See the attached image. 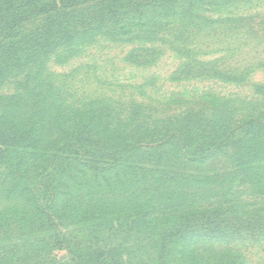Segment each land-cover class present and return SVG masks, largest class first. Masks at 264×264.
<instances>
[{"label":"rangeland","instance_id":"374dc122","mask_svg":"<svg viewBox=\"0 0 264 264\" xmlns=\"http://www.w3.org/2000/svg\"><path fill=\"white\" fill-rule=\"evenodd\" d=\"M173 30L186 33L184 43L173 39ZM26 33L17 49H0V110L6 108L0 127L12 129L6 133L10 163L32 178L49 221L41 231L3 218L0 264H35L19 261L20 246L37 250L45 264H264V236L256 241L251 232L229 230L232 209H217L233 195L229 170L246 154L241 135L235 130L231 144L216 145L230 110L240 124L255 115L264 122V0H108L82 15L35 20L19 36ZM184 63L190 66L180 73ZM46 86L53 96L33 93ZM79 113L89 125L125 139L169 144L173 131H191L210 158L185 159L165 144L162 154L142 147L123 152L112 167L111 160L88 164L65 153L49 159L46 139H73L61 126ZM55 187L62 191L57 197ZM102 188L111 192L86 204ZM11 190L21 192L3 183L0 198ZM192 214L210 215L228 232L190 226L197 221ZM178 223L185 226L170 235Z\"/></svg>","mask_w":264,"mask_h":264},{"label":"trees","instance_id":"16d2710c","mask_svg":"<svg viewBox=\"0 0 264 264\" xmlns=\"http://www.w3.org/2000/svg\"><path fill=\"white\" fill-rule=\"evenodd\" d=\"M106 1L108 0H0V49L8 48V44L10 45L8 50L17 49L13 48L17 39L21 40L27 36V33L23 36H19L20 31L35 20L41 22L47 20L54 21V19L60 15H82L86 9H97ZM74 33L76 34L78 31L76 30ZM177 33V30L170 32L173 39L176 38L175 40H179V44L184 43L186 39V33ZM72 40L75 42L74 39ZM131 53L128 54L127 57L130 56ZM184 53L186 54V51H184ZM37 56L38 53L29 55L26 62L28 63L30 59H33ZM13 64L14 66L23 65L22 61H16L13 62ZM188 66H190V63L182 64L180 73H183L184 70H186L185 68ZM227 77L232 80H243L242 77H239L238 75L230 74ZM46 87L47 89L43 92L35 91L33 93L36 95L41 94L53 96L55 92H53L48 86ZM15 96L16 95H14V97ZM0 99L5 100V97H1L0 95ZM0 112L1 115L4 114L6 112V108L3 111L0 110ZM66 118L67 119H65L63 126H61V130L68 132V134L72 136L73 139L69 138L65 139L64 141L54 138L46 139L48 144H45L49 146V149L47 150L49 153L48 158L51 160L54 158H61V156L65 153L68 154L65 159L75 156L73 159L76 161L88 164H90V162L93 164H98V162H105L108 164V160H111L110 166L112 167L114 166L115 162L119 160V154L123 152L136 151V149H140L142 147L141 149L148 148V151L151 149H156L157 152L162 154L160 146L166 144L162 141V139H153L147 137L140 140H138L136 137H133L132 139H125V137H122V134L120 133H116V137L113 135H108L106 133L108 131L99 129L96 126H91L86 123V120L88 119L83 120L85 118V113H79L76 114V116L72 115L71 117H68L67 115ZM46 120V118L43 119L42 124L45 123ZM68 124H70V127H68L69 129L65 127V125L68 126ZM239 125L241 127H239ZM218 128L220 131H217V137L220 140L216 142V145L224 148L231 144V137L236 130L241 135L240 140L238 141L243 144V149H246V154L236 156L234 158V162H236L235 169L229 170V173H232L233 175L231 179L232 183L234 179L236 180L235 187H232L231 189L233 195L230 194V197L224 201L225 203H228L227 206L225 204H220L217 209H223L226 211L232 209V215L228 217L231 219H229L231 221L229 230H233L234 228L238 231V233L245 234V236L251 232L252 236L256 237H254L256 241L262 240L264 236V209L260 211L259 209L257 210V207H263L264 203V122H261V117L259 115H255L249 116L240 124V121L234 117L233 110H230L229 117L221 120ZM11 130L12 129L6 127H0V186H2L3 183H6V181H11L14 184V187L16 185L21 189V192H16L14 190L7 191L5 192L6 199L0 198V205L3 204V206H0V221L3 218L8 220L10 219L13 223L27 221L34 228L42 231L46 223L49 221L47 216L48 206L46 205L42 194H40L36 189V184L34 181H32V178L29 176V174L16 167L15 163H10V161H12L10 160L12 156V152H10V145L12 144L7 140L6 133L14 134ZM190 133L191 131L186 134L181 133L178 135L177 131H173V133L170 135L173 137V139L169 140V144L166 145H169V148L173 147V149L179 152L180 155H182L185 159H190L192 161H206L210 158V155L208 154L209 149L207 147H202L203 145H195L193 141H202V138L200 139L199 137L198 140H195L198 136H193L192 138ZM197 135H201V133L199 132ZM168 136L169 135H165L162 138L165 139ZM259 136H263V138L258 140ZM29 142L30 143L25 144L26 147L31 146V141ZM35 144L38 147L43 145L42 141H37ZM189 146L193 148L192 155L188 154L187 148H189ZM36 152L34 151L33 153L35 154ZM38 152L39 154H42L43 151L40 149ZM43 159L45 158L43 157ZM18 162L20 163L21 161ZM3 163L7 164L9 168L8 171H3L1 169ZM235 173H239V175H234ZM114 188L117 189L119 187L115 186ZM110 190H107L106 193L111 192ZM93 191V195L91 198L86 200V204L90 201L96 203L103 196H107L105 189L103 188L101 196L98 194V189ZM52 192V194H56L57 197L60 195L58 192L62 191L60 188L55 187ZM8 193L11 194L9 195L11 198H8ZM68 193L70 196L74 194V192L70 190H68ZM16 195L18 198H15ZM244 195L245 197H243ZM250 197L253 198V201L250 203H245L244 200ZM258 197H260L259 200ZM155 198L157 199V197ZM1 200H5L4 203H1ZM132 202L133 201H128L129 204H132ZM214 203V201L211 202V204ZM73 208L74 206L70 207L72 210ZM211 212L213 213V211ZM191 216L197 221H194L193 225L190 226L198 224L204 229L211 225L214 226L217 231L219 230L218 232H228L224 229L221 230L219 224L210 219V215L206 216L192 214ZM216 220L226 221L222 218H217ZM187 221L186 227L189 226ZM181 226L185 225H180V223H178L176 227L170 230V235L179 232ZM251 240L248 239V241ZM20 247L22 248V250L21 248L19 249L21 257H17L19 261L28 262L32 260L35 264H45L43 263L42 258L38 254L37 250L35 251L33 249V251L27 252L25 247ZM1 251L5 252V248H3ZM221 252L222 248L220 249V253Z\"/></svg>","mask_w":264,"mask_h":264}]
</instances>
